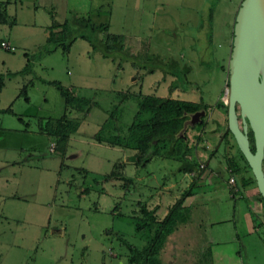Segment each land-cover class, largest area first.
<instances>
[{
    "label": "rangeland",
    "instance_id": "1",
    "mask_svg": "<svg viewBox=\"0 0 264 264\" xmlns=\"http://www.w3.org/2000/svg\"><path fill=\"white\" fill-rule=\"evenodd\" d=\"M130 1L125 7L123 0L112 6L110 0H52L51 8L59 15L54 17L58 20L55 21L61 22L71 14L86 16L91 22L107 23L109 33L127 38L138 35L143 46V51L136 55L135 68L127 61L116 68L108 58L97 54L89 59L84 57L81 51L89 47L80 39L74 40L66 55L55 51L34 62V75L47 82L55 81L70 93L94 103L86 113L74 110L72 105L63 110L58 90L42 82L33 81L27 87L25 102L16 96L18 87L28 77L4 78L0 107L11 101V112H0V174L7 180L4 186L9 191L13 189V181L18 180L11 179L7 172H12L15 178L18 173L15 162L27 164L30 170L20 168L22 176L17 178L24 181L23 172L28 171V183L35 187L23 191L18 188V195L9 191L11 195L0 198V264H127V249L118 239L136 249L145 244L144 237L133 230L132 211H136V203H145L148 208L157 205L160 216L189 186L188 176L176 171L175 161L153 158L143 168L135 167L129 151L97 144L91 136L106 118L105 112L117 103L116 94L121 92L128 95L116 114L122 133L132 120L135 111L132 96L136 93L183 96L184 100L188 94L198 96L208 104L201 118L213 120L211 104L221 86V98L226 87L219 66V53L224 48L219 43L225 24L232 19V2L220 0L216 4L212 0L210 5L211 0H161L169 12L185 18L176 22L172 18L169 22L171 18H166L165 13L153 22L149 16H139ZM213 52L217 55L213 56ZM17 54L21 55L20 49L6 51L0 47V55ZM154 56L163 63L169 59L176 61V68L181 70L176 82L161 69L153 70ZM6 66L15 68L0 63V74L9 71ZM148 70L152 72L147 74ZM170 83L176 84L175 92L167 90ZM63 113L68 135L64 143L56 146L57 138L42 130L52 129ZM223 118L224 115L220 120L221 131ZM212 125L210 122L207 126ZM201 129L185 127L189 144ZM227 140L232 148L221 142L212 156L208 157V152L200 155L199 164L204 170L200 178L194 179L193 195L186 202L187 223L199 227L202 233L206 231L213 242H221L225 254L231 251V257L239 256L237 264H264V207L257 200L255 189L253 202L245 198L242 190L234 195L228 192L225 159L230 151L235 154L237 151L228 135ZM117 162L124 163L121 172L132 179L131 184L121 180L93 181L109 173ZM232 178L234 185L239 186L240 175ZM163 185L167 189L162 190ZM253 212L258 220L252 222Z\"/></svg>",
    "mask_w": 264,
    "mask_h": 264
},
{
    "label": "trees",
    "instance_id": "2",
    "mask_svg": "<svg viewBox=\"0 0 264 264\" xmlns=\"http://www.w3.org/2000/svg\"><path fill=\"white\" fill-rule=\"evenodd\" d=\"M5 4L6 2L0 3V23L6 22L7 25H11L12 19L5 18ZM107 29V23L91 22L86 16L71 14V16L69 15L63 21L56 22L50 15V23L45 28L46 37L43 43L32 52L22 53L24 62L20 69L16 71H6L4 74H0V90L3 87L5 77L16 75L22 78L28 77L19 87L16 97H21L27 102L28 97L26 95V90L33 81L47 83L58 90L63 102V110L68 108L66 107L67 105H72L74 110H81L86 113L89 107L94 105V103H91L87 98L70 93L67 88L59 85L55 81L47 82L40 79L34 75L32 66L39 58L55 51H58L61 55H66L74 40L80 39L86 42L89 47L87 56L90 57L93 54H97L102 58H108L116 68H119L123 62L127 61L135 68L137 56L128 53L124 45L123 36L109 33ZM153 63V70L161 69L160 71L163 74L173 76L176 82V77L181 71L176 68V61L169 59L163 63L158 57L154 56ZM163 66H167L169 69L164 68L163 70ZM151 72L152 70H148L147 74ZM174 83L169 84L167 88L168 91H172L176 88V84ZM116 95L117 103L113 105L109 111L105 112L106 118L100 123L96 132L91 136L92 141L97 144L129 151L133 157L132 165L135 167L143 168L153 158L167 159L177 163L176 171L178 173H190L193 175L187 189L181 192L178 198L167 207L166 213L161 218H157L156 216V206L148 208L145 203H136V211H132L133 230L144 237L145 244L143 247L136 249L128 245L122 239H118L127 249L125 258L127 264H161L159 253L163 247V243L166 237L175 230L178 224L186 222L188 218V208L184 207L182 203L185 197L190 195L191 188L194 185V179H197L202 171V168H199V162L191 156L188 140L184 133L185 128L182 129V125L193 113L202 110L204 114L208 106L200 100L197 102H190L172 99L168 96L159 97L153 94L136 93L132 96L135 103V111L132 120L125 132L122 133L119 131L117 125L116 114L120 108V104L127 99L128 95L122 92ZM214 106L224 115V128L219 138L222 139L225 145L232 148L227 140V135L230 137L231 135L225 129V105L221 102H216ZM0 112L10 113V105L0 110ZM64 117L65 113L56 119V123L52 129H47L45 125V129L42 130L44 134L49 133L57 138L56 146L64 143L67 139L68 132L65 128L68 122L64 121ZM18 120L21 119L18 118ZM211 122H213L215 126L210 133L218 132L220 129L219 123L214 120H211ZM207 123L206 120L200 118L198 123L186 127H204ZM63 130H65V132ZM198 141L199 138H196V142ZM234 147L237 153H231L229 157L225 159L228 178L239 174V186L241 188L255 187L252 177L247 174L246 169L248 167L245 161L235 144ZM249 148L250 151H252L251 145ZM200 149L204 150L203 147H200ZM213 153V150L208 152V157L212 156ZM123 166V162H117L113 165V169L110 170L109 173L102 176L99 180L93 179V181L106 182L109 180H121L126 184H131L132 179L128 177L125 178L122 175L121 171ZM82 172L85 173L86 171L82 170ZM232 189L233 185H230L228 192L233 193ZM256 197L261 206L264 207V198L260 197L257 192ZM262 224L264 226V222ZM201 261V264H210V254L208 250L205 249L202 251Z\"/></svg>",
    "mask_w": 264,
    "mask_h": 264
},
{
    "label": "crops",
    "instance_id": "3",
    "mask_svg": "<svg viewBox=\"0 0 264 264\" xmlns=\"http://www.w3.org/2000/svg\"><path fill=\"white\" fill-rule=\"evenodd\" d=\"M121 1V0H120ZM124 1V6H127V1L128 0H123ZM148 3H146V0H132L130 1L131 3V7L133 10H136L135 12L139 15V16H149L152 21L154 22V18H157L159 14H165L166 18H171L172 22V18L173 21L176 22V20H184V16L180 17L179 14H175L174 12H169L167 10V7L165 6L164 2L161 0H147ZM202 1V0H200ZM216 4L219 3L220 0H215ZM225 2L227 1H231L232 2V7L233 10L231 12V18L230 21L228 22V24H225V30L223 35H221L220 33V40L221 43H219L220 45L223 46L224 51L220 52V56H219V61H220V69L221 71L224 72V78L222 80V84L226 83V75H227V59H228V54H229V49H230V43H231V28H232V24H233V19H234V15L236 12V9L238 7V4L240 2V0H223ZM6 2V4L4 5V13H5V18L7 19H12V24L11 25H7L6 22L4 23H0V42H4L6 43L8 46H10L11 48L14 49H20L21 51V55H0V63H6V65H15V68H7V66L5 67V69H9V71H16L18 69L21 68V66L23 65L24 62V58L22 56L23 52H32L33 50H35L39 45H41L46 37V30L42 27H47L50 23V15L53 17L59 16L58 13L52 9V4L54 2H52V0H48V2H45V0H0V3ZM116 2L118 3L119 0H110V5H114L116 4ZM208 5V2L207 4ZM210 5H212V0ZM56 8V7H54ZM207 8V6H206ZM134 12V13H135ZM168 12V14H167ZM54 13V15H53ZM133 13V15H134ZM209 15L211 16V13H208V17ZM57 20V19H55ZM58 21V20H57ZM56 21V22H57ZM134 23H137V21H134ZM37 26L41 27L40 29H36ZM230 26V28H229ZM40 32V33H37ZM211 36V35H210ZM124 40V45L127 46V48H129V51L131 53H133V55H139L140 52L143 51V46L142 43L140 41V38L138 35L133 36V37H123ZM75 42V41H74ZM73 42V44H74ZM216 47H221V46H216ZM4 50V49H3ZM7 51V50H6ZM84 54V57L88 58L89 56H87V52H88V48H86L85 50L81 51ZM95 54H93L92 56H94ZM217 54L215 52H213V56H216ZM223 57V58H222ZM218 58V57H217ZM89 59V58H88ZM222 63L223 66H222ZM34 64L32 66V69L34 70ZM8 66V67H10ZM20 87V86H19ZM18 87V89H19ZM177 88V87H176ZM173 89V91L175 92L177 89ZM1 92V90H0ZM179 95V94H176ZM189 96H185L187 99L184 100L182 97L183 96H175L172 99H178V100H184V101H190V102H197L200 100V98L198 96L194 97L191 94H188ZM222 86H221V91L219 92V95L217 96L216 101L211 104L214 106V104L216 102H221L222 101ZM0 97H1V93H0ZM221 99V100H220ZM201 101V100H200ZM11 103V101L9 103L6 104L5 107H0V110L5 109L9 104ZM208 105V104H206ZM211 116H213V120L217 123H219L220 125V129L218 132L216 133H210V131L213 129L212 126H215V124L211 121L208 122V119H206V122H208L207 124L213 123L212 126H207V124L202 127L201 131L199 130L198 133L195 134L194 139L191 141L192 144L188 142V146L193 147L194 149V153H191V155L193 156V158H195V160L197 162H200V155L201 154H205L207 152H210L211 150L213 151H217L218 148H216L217 145H219L220 142V135L222 134L221 132V123L220 120L222 119V114L221 111L218 110L215 106L213 107V110L210 112ZM224 120V118H223ZM188 138V136H187ZM196 138H199V141L196 142ZM203 147L204 150H201L197 153L198 148ZM210 148V150H209ZM215 149V150H214ZM121 150V149H120ZM209 150V151H208ZM125 151V150H123ZM231 153H233L232 151H230ZM230 153V154H231ZM206 156V155H205ZM15 169L17 168V175L14 178V174L10 171H8V175H11L10 178L11 179H16L18 180L17 182L13 181V189L9 190L14 192L15 194H17L18 188H21L22 191L23 190H33L35 185L28 183V176H27V172L28 171H24L23 172V178L22 180L24 181H20L18 178L21 179L22 173H21V169L22 170H30L29 166L27 164H18L17 162H15ZM204 167L205 164L203 163ZM11 169L13 168L10 167ZM21 168V169H20ZM204 168L202 169V171L199 174V178L201 177V174L203 173ZM6 173V174H7ZM185 176H188L189 178V183H190V179L192 178L191 174H183ZM18 177V178H17ZM9 179V177H8ZM33 182V181H32ZM235 180L233 181V193L232 195H234V193L239 192L242 190V193L245 195L246 197H249L250 199L255 198L253 195V190L255 189V187H249V188H241L240 186H235L234 185ZM34 183V182H33ZM35 184V183H34ZM7 185V180L2 179L1 174H0V198L4 197L5 195H11L12 193L9 192L8 190H6V186ZM230 186V185H229ZM167 189L166 185L162 186V190ZM245 190V192H244ZM256 190V189H255ZM254 190V192H255ZM8 191V192H6ZM14 194V195H15ZM256 194V192H255ZM18 195V194H17ZM193 193L192 190L190 192V195H188L187 197H185V201H183L182 205L186 208H188L186 206V202L188 200L191 199ZM243 195V196H244ZM173 203V202H172ZM171 203V204H172ZM170 205V204H169ZM168 205V206H169ZM158 207L157 205H153ZM152 206V207H153ZM167 206V207H168ZM167 207L165 208V211L162 212V214L160 216L157 215L156 212V216L157 218H161L167 210ZM157 211V210H156ZM188 215H189V208H188ZM253 218H252V222L255 220H258L257 216L254 212H253ZM188 218L186 220V222H184L183 224H178L177 227L175 228V230L169 234L164 243H163V247L160 250L159 253V258L161 261V264H201V253L203 250H208L209 254H210V264H228V263H233V264H237L239 256L235 255L236 257H231V251H229L228 253H224V251H222L223 247H220V243L221 242H213L212 237L207 236L206 235V231H203V233L201 232V229L199 227H194L193 224L191 223V226L188 225ZM208 228L211 229V227L209 226ZM207 228V229H208ZM209 230V229H208Z\"/></svg>",
    "mask_w": 264,
    "mask_h": 264
},
{
    "label": "water",
    "instance_id": "4",
    "mask_svg": "<svg viewBox=\"0 0 264 264\" xmlns=\"http://www.w3.org/2000/svg\"><path fill=\"white\" fill-rule=\"evenodd\" d=\"M231 34L223 93L225 129L245 161L257 193L264 198L261 169L264 150V0H240ZM202 115V110L190 115L182 129L198 123ZM247 128L251 133L252 151ZM129 159L132 161L133 157L129 156Z\"/></svg>",
    "mask_w": 264,
    "mask_h": 264
},
{
    "label": "built area",
    "instance_id": "5",
    "mask_svg": "<svg viewBox=\"0 0 264 264\" xmlns=\"http://www.w3.org/2000/svg\"><path fill=\"white\" fill-rule=\"evenodd\" d=\"M0 47L2 48V49H4V50H7V51H12L13 50V48H11L10 46H8L6 43H4V42H0ZM225 90V89H224ZM222 101H223V103H224V96L222 97ZM50 150H52V148H53V146L52 145H50ZM199 168H202V165H200L199 164ZM192 176V175H191ZM227 184L228 185H231V184H233V178L232 177H229L228 179H227Z\"/></svg>",
    "mask_w": 264,
    "mask_h": 264
},
{
    "label": "flooded vegetation",
    "instance_id": "6",
    "mask_svg": "<svg viewBox=\"0 0 264 264\" xmlns=\"http://www.w3.org/2000/svg\"><path fill=\"white\" fill-rule=\"evenodd\" d=\"M239 126H240V124H239ZM246 135H247L248 144H249V146L251 145V147H252L251 133L249 132L248 128H247V134ZM261 169H262V172L264 175V150H263V156H262V160H261Z\"/></svg>",
    "mask_w": 264,
    "mask_h": 264
}]
</instances>
